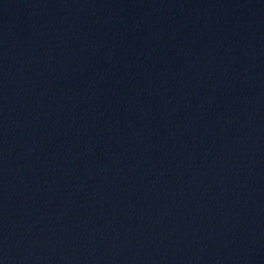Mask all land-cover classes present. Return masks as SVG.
<instances>
[{
    "label": "water",
    "instance_id": "1",
    "mask_svg": "<svg viewBox=\"0 0 264 264\" xmlns=\"http://www.w3.org/2000/svg\"><path fill=\"white\" fill-rule=\"evenodd\" d=\"M0 264H264V0H0Z\"/></svg>",
    "mask_w": 264,
    "mask_h": 264
}]
</instances>
